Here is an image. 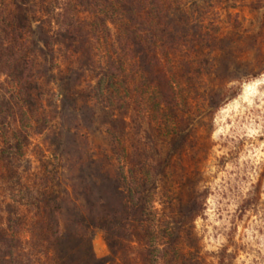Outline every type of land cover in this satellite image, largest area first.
Segmentation results:
<instances>
[{
    "label": "trees",
    "instance_id": "1",
    "mask_svg": "<svg viewBox=\"0 0 264 264\" xmlns=\"http://www.w3.org/2000/svg\"><path fill=\"white\" fill-rule=\"evenodd\" d=\"M207 23L197 0H0V168L16 184L2 186L15 200L0 264H199L183 247L203 194L192 176L173 189L171 169L190 137L184 94L214 61ZM96 105L108 142L93 151Z\"/></svg>",
    "mask_w": 264,
    "mask_h": 264
},
{
    "label": "rangeland",
    "instance_id": "2",
    "mask_svg": "<svg viewBox=\"0 0 264 264\" xmlns=\"http://www.w3.org/2000/svg\"><path fill=\"white\" fill-rule=\"evenodd\" d=\"M197 2L216 42L209 75L184 94L192 108L181 127L190 137L171 169L173 189L179 176H192L203 194V211L192 223L194 247L183 250L195 248L199 264H264V0ZM103 122L96 105L84 131L93 151L107 145ZM161 140L153 137L156 146ZM45 148L32 136L28 154L37 158ZM9 173L0 168V175ZM10 176L0 181L4 210V201L15 200L2 187L16 186ZM91 248L97 260L111 257L100 230H93Z\"/></svg>",
    "mask_w": 264,
    "mask_h": 264
}]
</instances>
